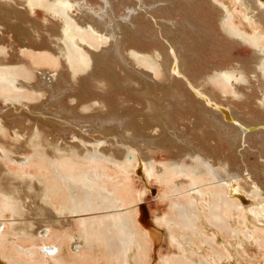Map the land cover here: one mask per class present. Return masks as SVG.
Here are the masks:
<instances>
[{"label": "bare ground", "instance_id": "1", "mask_svg": "<svg viewBox=\"0 0 264 264\" xmlns=\"http://www.w3.org/2000/svg\"><path fill=\"white\" fill-rule=\"evenodd\" d=\"M207 1L219 11L216 20L227 39L251 47L253 64L252 71L235 68L214 71L205 83L198 81L197 85L191 86L188 79H179L190 88L188 91L198 96L195 97L198 103L195 110L205 125L193 128V134L200 144L208 141V136L215 135L230 144V152L238 156H244L242 150L250 152L255 146L256 154L263 159L264 0H233V7L224 0ZM77 2L0 0L1 13L15 17L25 14L32 18L23 26L26 29L23 34L36 37L32 43L21 39L16 61L6 58L7 51L0 44V100L10 103L13 108V111L0 113V260L9 264H97V260L89 259L102 257L107 264H148L151 234L136 219L134 187L128 176V172L138 165L155 174L168 190L176 192L175 198H171V211L160 222L170 230L179 252L165 255L160 264H223L224 260L232 259L230 247L203 232L209 225L215 226L218 235L223 233L226 238L251 239L264 250V229L256 223H264V159H261L259 168L253 165L251 169L247 166V169L239 167L230 171L229 158L215 160L212 151H204L197 145L196 148H183L179 143L182 138L171 122L167 103L187 104L191 108L193 101L181 96L173 80L174 67L163 62L156 53L131 51L130 54L138 64L163 76L174 89L171 101L166 102L163 96L151 91L148 71L138 72L145 87L139 93L145 101V110L139 114L137 125L141 132L152 135L149 150L147 144L142 148L144 141L141 140L117 137V140L107 142L104 134L93 136L92 132L96 130L92 124L85 130L79 126L82 134L78 141L61 140L49 135L50 127L45 122L55 128L60 126L73 131L77 123L72 118L64 116L58 125L55 123L58 118L48 120L46 116L38 117V111L34 116L26 112L31 103L37 105L40 98L48 95L51 104H58L59 99L65 97L74 100L65 111L84 122L87 117L96 116L94 121H100L98 131L111 128L109 131L114 132L121 122L122 115L116 112H109V117L99 116L104 112L101 110L105 106L103 100L82 97L61 81L52 80L48 73L50 69L55 76L58 65L66 62L73 76L80 74L82 78L85 72V75L94 72L109 54L98 50L105 41L100 32L109 29L102 27L103 21L91 17L86 10L81 16L73 14ZM37 9L59 20L53 26L42 24L44 31L52 37L53 46L48 50L39 46L40 41L35 35L38 20L33 16ZM91 9L97 12L102 8ZM238 18L244 25L237 23ZM177 69L185 73L181 63L177 64ZM39 72L46 73V77L40 83L31 82ZM252 78L257 89L248 95L255 112L246 119L234 109V100L250 98L238 86L251 83ZM222 97L225 100H221ZM105 109L109 111L107 107ZM128 120L131 124L137 123L132 117ZM30 121L33 124L28 125ZM122 143L125 145L120 151L117 144ZM157 150L175 151L177 155L159 160L155 154ZM241 196L256 201L250 209L254 217L249 218L244 212ZM27 199L34 200L36 214L45 215L38 219L43 225L27 217L32 205V200L27 202ZM234 214L241 219L235 222L232 219ZM6 220L11 223L7 224ZM38 223L41 230L36 228ZM10 231L18 236V240L11 244L6 237ZM52 232L58 241L53 236L52 241L47 238ZM191 244L199 251L207 252L198 253ZM56 253H59L58 258L53 261L46 256L54 258ZM194 254L199 256L198 260ZM254 264H264V258L262 263Z\"/></svg>", "mask_w": 264, "mask_h": 264}, {"label": "rangeland", "instance_id": "2", "mask_svg": "<svg viewBox=\"0 0 264 264\" xmlns=\"http://www.w3.org/2000/svg\"><path fill=\"white\" fill-rule=\"evenodd\" d=\"M224 1L226 4L233 7V0ZM78 2L74 4L75 8L73 9V14L81 16L82 11L86 10L85 12L91 15V17L93 16L103 21L102 27L105 26L109 29L108 32H105V30L100 32L105 41L101 45L102 48L98 49L101 52L104 51V53L107 52L109 54L105 62L99 63L97 68H94V72H91L90 75L88 73L85 75V72L82 78H80V74L76 76L78 78L74 77L71 72V67L66 62L59 64L60 66L58 65L57 71L55 72L56 77L53 71H50L48 68L45 69H48V73L51 75L52 80L61 81V84L64 86L66 85L70 90L74 89L75 93L80 94L82 97L91 98L93 101L98 99L103 100L105 106L101 107V110L104 112L99 116L109 117L111 114L109 112H116V114L122 115L120 116L121 122L115 127L116 130H114V132L109 131L111 128H104V130L101 128L100 131H98L99 127L97 128V126L100 124V121H94L96 118L95 115V117H87V121L84 122L83 120L79 121L75 114L70 115V113L65 111V107L69 104L72 105L75 102L74 100L65 97L64 99L60 98L58 104H51L49 96L46 95L40 98V102H38L39 105L31 103L30 109L26 110V112L34 116L38 111V117L42 118V116H46L48 120L58 118L59 121L55 120V123L58 125L61 124V118L64 116L70 119L72 118L71 120L77 123L73 131H68L60 126H56L55 128L53 124L42 121L49 125L50 136L54 135L61 140L69 139L70 141L76 142L82 134L81 128L85 130V128L92 124L93 130H96L92 132V135L104 134L103 138L106 139L107 142H109V139L117 140L118 137V139H132V141L141 140L144 141L141 143L142 146L144 145L142 148H144L146 144L148 147V142L152 141V135L141 132L139 129L140 126L137 125L139 124L137 120L139 114L141 111L145 110V101L141 95L139 96L140 91L145 87H143L142 78L139 76L138 72L148 71L146 75L148 76L147 81L151 85V91L154 90L152 92L159 97L163 96L166 102L171 101L170 96L174 89L170 87L171 84L169 85L168 81H166L163 76L162 78L160 74H153L150 69L134 61V58H132L130 54L131 51L146 52L149 55L156 53L158 58L163 59V62L165 61L171 64L170 66L174 67L173 80L177 83L178 91L182 94L181 96L186 97L187 100L192 99L193 101V106L191 108L187 107V104L175 105L173 104L174 102L167 103V108L171 111V122L178 136L182 138L179 141L180 145L187 149L200 146L204 151H212L213 158L218 161L221 158H229L231 164L228 169L230 171L239 167L247 169L248 166L251 169L253 165L258 168L262 166L261 161L264 158L262 159V157L256 154L258 151L255 146H253L250 152L242 150L241 152L244 156H238L237 153L230 152V144H225L215 135L208 136L209 140L204 144L198 143L197 137L192 131L196 126L205 124L202 123L201 117L195 110L198 106L195 97L198 96L196 93L192 92V94L191 91H188L187 89L190 88L186 86L184 82L179 81V79H188L192 86L197 85L198 81H200V83H205L207 78L212 75L214 71L233 68L252 71L253 50L251 47L242 46L227 39L226 34L219 27V21L216 20L219 11L212 4L208 3L207 0H200V2L199 0L194 2H188L186 0H78ZM107 2L109 4H107ZM21 7L23 8V6ZM94 7H100L102 9L96 12L91 9ZM34 15L33 17L36 21L38 20V24L36 25L37 31L35 32L38 41H40V45H38L43 50H48L50 46H53L51 42L52 37L48 35V32L44 31L42 24L44 22L48 26H53L58 24L59 20L55 16H50L49 13L39 9H37ZM20 16L21 15L15 17L11 14L0 12V44H3L5 47L7 51L6 58L10 61L18 60L21 50V39L31 43L36 39L34 36L27 37V34H23V32L26 31L23 26H25L27 21L30 20L29 22H31L32 18L25 14ZM91 17L89 18L92 19ZM236 21L239 25H244V22L239 18L236 19ZM28 32L31 33V30H28ZM18 33L20 36L17 35ZM116 40L118 41V45L116 44ZM178 63H181L183 66L185 70L184 74L178 71ZM50 75L48 76L49 78H51ZM37 76L38 77H35V79L33 78L31 82L36 84L40 83L42 81L41 79L44 78V76L46 77V73L41 74V72H39ZM255 82V79L252 78L251 83H243L238 87L249 96L248 94L252 92L253 89H257V83ZM58 96L59 95H56V97ZM249 97L248 100L244 99L245 102L239 99L234 100V109H236L240 115L245 116L246 119H250L251 113L255 112L251 104L252 98L251 96ZM221 100H225V98L222 97ZM11 107L12 105L10 103L0 100V113L13 111ZM106 107L109 111H106ZM116 114L112 115L115 116ZM131 117L137 120V123H129L128 119ZM69 123L70 121L67 124ZM31 124L33 123L30 121L28 125ZM46 127L48 128V126ZM25 128L26 127H24V130ZM155 133H159V131ZM124 145L125 144H117L120 151H122ZM147 147L146 149L149 150L150 148ZM170 152L171 151L165 152L157 150L155 154L159 160H167L169 156L176 157L177 154L175 155V151L173 153ZM218 161H216L217 164ZM112 166L113 165H111V168ZM152 174L153 173L146 171L144 166L139 165L133 167V169L128 172V176L130 175L129 180L134 187L133 204L135 208L137 207L136 219L138 224H141L142 228L146 229L151 234L150 241L152 240V242L149 249L148 264H160L165 255H176L179 252L172 241L170 230L167 229L165 224L160 222L161 218L171 211V198H175L176 192L168 190L167 185L161 183L155 174ZM31 200L32 205L27 217L32 220H37L43 225V222L38 219L42 218V216L45 217V215L35 213L34 200L27 199V202H31ZM240 201L243 205L244 212H247L248 214L246 213V215L251 218L253 215L250 209L256 204V201L251 198H246L245 196H241ZM6 218L9 219L12 217ZM232 219H235L234 221L236 222V220L241 219V216L234 214ZM5 222L7 224L11 223V221L8 220ZM39 223L36 228L41 230L42 228H40ZM256 223L258 227L264 229L263 222ZM203 232L213 235L216 241L225 243L227 247H230L228 249H231L230 253L232 254V259L224 260L222 262L223 264L262 263L264 250L261 249L254 240L246 238L243 240L226 238L223 233H221L222 235L216 234L217 231L215 226L212 225L205 227ZM52 236L54 240L58 241L53 232L50 233V236H47V238L52 241ZM6 237L10 244L18 240V236L11 231ZM70 245L72 246L73 242H71ZM191 248L195 249L198 253L205 254L207 252L203 249L201 250L203 252L199 251L194 244H191ZM8 252L10 251L8 250ZM136 253L137 252H134L135 255ZM57 254L59 255V253H56L54 258L49 255L46 256H48L50 261H53L58 258ZM194 257L197 260L199 259L197 254H194ZM92 260H97L95 261L97 264H107L102 257L100 259H89V261ZM0 262V264H9L6 260H0Z\"/></svg>", "mask_w": 264, "mask_h": 264}]
</instances>
